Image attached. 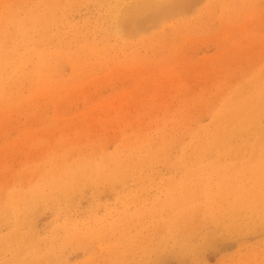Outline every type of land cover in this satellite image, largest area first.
Wrapping results in <instances>:
<instances>
[{
    "label": "rangeland",
    "instance_id": "obj_1",
    "mask_svg": "<svg viewBox=\"0 0 264 264\" xmlns=\"http://www.w3.org/2000/svg\"><path fill=\"white\" fill-rule=\"evenodd\" d=\"M115 3L0 0V264H264V0Z\"/></svg>",
    "mask_w": 264,
    "mask_h": 264
},
{
    "label": "bare ground",
    "instance_id": "obj_2",
    "mask_svg": "<svg viewBox=\"0 0 264 264\" xmlns=\"http://www.w3.org/2000/svg\"><path fill=\"white\" fill-rule=\"evenodd\" d=\"M200 1L202 2V0ZM115 2L114 5H110L109 12L113 16H116L115 25L118 30L117 32L122 31L126 33L127 27L130 32H136L140 29H145L146 23H161L169 20L176 14H183L190 10L194 4H197L199 0H115ZM121 6H125V8L120 10L119 8ZM193 9L194 8H192V11ZM184 15L185 14H183V17ZM140 16L142 18L139 20ZM133 35L131 34L130 36Z\"/></svg>",
    "mask_w": 264,
    "mask_h": 264
}]
</instances>
